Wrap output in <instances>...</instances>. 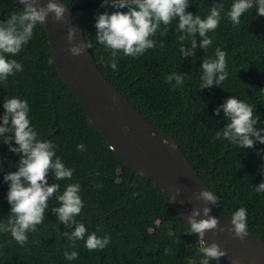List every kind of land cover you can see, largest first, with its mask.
<instances>
[{
  "label": "trees",
  "instance_id": "16d2710c",
  "mask_svg": "<svg viewBox=\"0 0 264 264\" xmlns=\"http://www.w3.org/2000/svg\"><path fill=\"white\" fill-rule=\"evenodd\" d=\"M74 11L91 53L106 78L122 92L153 126L171 133L184 153L218 198L220 207L230 216L243 207L247 211L248 230L264 240V192L255 188L264 183V144L241 148L227 140L216 139L229 118L215 109L230 96L252 106L255 125L264 129V16L254 7L233 25L227 16L233 0H189L187 12L206 18L212 7L223 4L219 26L207 35L212 38L208 49L196 34L194 56L184 57L176 29L178 17L171 25H161L154 37L156 46L139 57L117 53V70L110 67L111 49L96 42L95 22L104 12L116 11L103 0H65ZM23 6L0 0V22ZM119 11H128L127 8ZM165 28V36L160 31ZM190 46V40L184 42ZM226 53L227 78L220 85L201 88V64L215 59V50ZM22 71L0 82V123L6 98L26 100L31 125L41 140H50L65 167L73 169L70 180L56 181L50 170L48 183L60 188L48 200L43 223L27 233L24 245L10 233L0 232V264H202L199 238L188 231V222L168 202L153 180L125 166L104 136L89 119L83 105L61 76L54 62L43 24L33 30L28 44L15 56ZM173 72L184 76L180 87L165 83ZM264 135V132H261ZM14 134L0 135V223L6 222L11 210L7 200L10 181L4 177L18 170L20 153L9 150ZM254 139V138H253ZM83 144L84 151L77 149ZM97 173H99L97 175ZM79 184L84 201L76 222H59L53 210L59 207L57 196L68 184ZM77 223L87 232L84 240L71 241ZM110 237L103 250L85 247L88 234ZM169 249L168 252L165 250ZM78 252L69 261L65 252ZM209 264H220L210 260Z\"/></svg>",
  "mask_w": 264,
  "mask_h": 264
},
{
  "label": "clouds",
  "instance_id": "9594fccd",
  "mask_svg": "<svg viewBox=\"0 0 264 264\" xmlns=\"http://www.w3.org/2000/svg\"><path fill=\"white\" fill-rule=\"evenodd\" d=\"M24 6L23 11L10 14L9 18L0 22V82L7 81L8 77L15 72L23 70V67L15 59H8L5 54L17 55L24 45L28 44L33 36V30L38 24H45L49 14H53L56 21L65 18L66 8L55 0H47L46 5H40V0H20ZM111 4L116 11L104 12L98 16L95 22L96 42L107 49H111L110 67L117 70V53L122 52L125 56L139 57L146 50L156 46L154 37L161 25H171L178 17L176 29L183 34L178 37L181 42L180 49L184 57L194 56L197 47L196 34L203 39L200 47L208 49L212 44V38L207 34L214 31L222 18L224 5L218 4L211 8L206 18L193 15L186 9L189 0H103V4ZM257 9L258 16H264V0H233L227 16L233 25H239L241 17L253 8ZM127 8L128 11H119ZM168 29L160 31L165 36ZM75 30L69 29L67 39L71 42L74 39ZM190 40V46L186 47L185 41ZM91 48L92 43L70 44L68 51L73 56L83 54L85 48ZM215 59H205L201 64V88L212 85H220L228 76L226 53L220 48L215 50ZM173 81L175 84L173 85ZM165 83L180 87L184 84V76L173 72L165 77ZM5 110L0 123V135L12 132L15 144L12 147L9 139L3 143H9V150L20 153L18 170L9 172L4 179L10 181L7 200L11 204L10 215L6 222L0 223V232L10 233L11 237L20 245L28 240L27 233L36 231L37 225L43 223L45 210L48 208V200L58 192V183L49 184L47 176L50 170L55 173L56 181L70 180L73 176V169L65 167L62 160L56 156L55 145L50 140L38 138L37 131L31 125L29 119L30 107L26 100L18 97L6 98L3 104ZM223 110L229 122L222 131L216 132V139L227 140L233 145L241 148H252L258 141L264 144V129H257L259 117H254L252 106L230 96L214 111L218 115ZM254 138V139H253ZM84 145L78 144L77 149L84 151ZM99 173H97L98 175ZM79 184H68L62 194L57 196L59 207L53 210L58 215L59 222L69 224L76 222L74 217L81 213L84 201L80 196ZM180 189L171 196V201L176 200ZM256 192H264V183L255 188ZM199 199L207 203H217L218 198L212 191H200L196 194ZM169 202V201H168ZM195 208L187 217L188 231L200 238L199 251L205 259L202 264H209L210 260L218 261L220 257L227 255V251L213 241L205 244L203 237L208 231L219 229V219L210 215V208ZM203 216L200 219L197 217ZM247 211L241 207L231 216L233 235L243 241L249 234L247 225ZM87 229L83 223H77L75 230L69 234L64 233L71 241L84 240ZM110 242V237H98L95 233L88 234L85 240V247L92 250H103ZM166 252L169 249L165 250ZM65 258L69 261L78 258V252H65ZM231 264H242V261L235 260Z\"/></svg>",
  "mask_w": 264,
  "mask_h": 264
},
{
  "label": "water",
  "instance_id": "95a60500",
  "mask_svg": "<svg viewBox=\"0 0 264 264\" xmlns=\"http://www.w3.org/2000/svg\"><path fill=\"white\" fill-rule=\"evenodd\" d=\"M5 1L23 6L20 0ZM55 2L66 8L65 18L56 21L53 14H49L44 27L61 76L119 160L139 175L153 180L172 207L187 221L193 209L206 206L207 202L196 194L212 191L210 186L190 162L177 139L150 124L127 96L106 78L90 48L86 47L79 56L71 55L68 51L70 44H87L85 32L69 4L65 0ZM46 3L47 0H40V5ZM70 28L75 30L71 42L67 39ZM176 189L180 191L172 202L171 196ZM207 206L211 210L210 215L217 217L224 229L208 231L203 237L206 245L215 241L227 251V255L220 257L218 262L231 264L239 260L242 264H264V240L248 230V236L241 241L230 231L231 216L218 202L207 203ZM202 216L203 212L197 219Z\"/></svg>",
  "mask_w": 264,
  "mask_h": 264
}]
</instances>
